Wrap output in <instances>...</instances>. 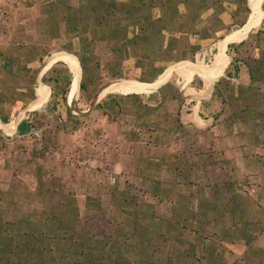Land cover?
Wrapping results in <instances>:
<instances>
[{
    "label": "rangeland",
    "instance_id": "obj_1",
    "mask_svg": "<svg viewBox=\"0 0 264 264\" xmlns=\"http://www.w3.org/2000/svg\"><path fill=\"white\" fill-rule=\"evenodd\" d=\"M246 1L0 0L5 120L34 97L43 59L73 57L84 85L65 107L70 72L61 64L43 79L53 93L27 134L0 136V264H260V167L241 177L230 171L236 155L224 154L225 143L204 148L226 128L264 141L263 25L222 54L215 96L202 108L207 122L195 133L180 124L185 109L177 102L206 83L216 45L246 23ZM263 1L248 6L256 2L263 14ZM224 3L234 8L226 29L237 31L213 44L184 34L185 24L218 31L201 9ZM180 4L197 5L196 21ZM176 67L189 70L187 86ZM241 70L252 73L248 88ZM162 75L158 87L168 83L150 93L111 88L151 85ZM192 143L202 152L181 154Z\"/></svg>",
    "mask_w": 264,
    "mask_h": 264
},
{
    "label": "crops",
    "instance_id": "obj_2",
    "mask_svg": "<svg viewBox=\"0 0 264 264\" xmlns=\"http://www.w3.org/2000/svg\"><path fill=\"white\" fill-rule=\"evenodd\" d=\"M246 2H247V11H248L247 18H248L250 9L248 6V0ZM254 4H256L257 7H254L253 6ZM196 7H197L196 4L193 6H189L188 4H182V5L180 4L178 11L179 12L186 11L187 13H190V14L192 13L191 14L192 19L193 21L194 20L196 21L197 15L194 18V14L198 12L196 10ZM201 7H204V6H201ZM223 7L224 8L221 7L220 9H217L216 6H214V7H207V8L204 7L201 9L203 13L202 15H204L203 18H205V15H207L208 17H211L210 16L211 14L213 15L214 17L213 19L216 22L215 26L219 27L218 31L214 30L213 32H211V29H208V30L205 29L203 33L201 32L197 33L191 30L189 26L190 24H185V26H187L188 29H185L184 34H186L187 36L188 35L197 36L198 34L199 37L200 35H204L205 37L201 38L202 40H199V42L208 41V43L206 44H209V43L213 44L216 41L219 42L222 38H224L228 34L237 31L238 29H230V30L226 29L228 27L233 26V19L231 16V11L234 8L232 7L231 4H228V3L227 4L224 3ZM250 8L252 9L257 8V13H255L254 15V12H253L252 16H250V20L247 23H245L247 21V18H246V20L244 21L245 25L243 26L244 23L241 25L243 26L241 30L228 35L223 40H221L219 44L216 45L217 54L215 53L216 58L214 60V66L211 72H209V78L207 79L206 83L201 80V84H200V87H198V89L191 88L193 92V97H188L187 99H182V100L176 99L177 102H179L180 104L181 111L182 109H185L184 113H182V115L180 116V124L186 127L188 130L192 131L193 133H195V130H198V126L202 125L203 123L205 124V122H207V118L202 117V114H201L202 108L205 106H208L209 102L213 101V97L215 96V91H216V85L218 84V81L221 78L220 75L223 70V55L225 51L227 55V51H229L230 47L243 43L247 37H250L251 33L256 29V27H259L260 25H263L264 27V1H263V6H262L263 14L260 11L259 6L256 2H253ZM218 11H219V14L216 15ZM199 18H202V17L200 16ZM209 22H211L210 19H209ZM209 27H210V23H209ZM216 48H215V52H216ZM221 55H222L221 57L222 65L220 68L219 64L218 63L215 64V62L218 56H221ZM71 58L73 57H70L65 53H58L56 57H48L47 59H43L39 63L35 71L36 75H35V80H34V91H35L34 97L28 103L24 104L20 109L16 110L12 114L11 118L5 120L4 115L2 113L0 114V127H1L0 136L1 137H4V136L12 137L14 135H18L19 133L27 134V132L30 129L29 123L30 122L33 123L32 121L34 120V117L36 116V114L40 113L41 109L46 107L49 101V98L52 96V93H53L52 85L44 81L43 80L44 77L49 79L51 77L50 74H52L54 69H56L57 67H60L61 64H66V63L68 64V65L66 64V68L70 72V75L66 73V82H67L66 89H67L68 98L66 97L65 102L64 103L62 102V103L65 107L70 108L71 103L69 100L74 99L76 95L78 94L79 89H80V76H81V71H80V66H79L78 61L76 60L79 71H78V74H76L77 66L73 60H70ZM1 71L2 69H0V77L2 75ZM163 72L164 71H162L157 76V78ZM176 72L179 75V77L184 81L183 83L184 86H187L191 79V74L189 70L186 67H176ZM193 72L195 75H197V73L194 70ZM245 74H247L246 75L247 83L245 85H247L246 88H248L249 83L253 79V76H252L251 71L249 73L247 70V73H245L243 72V70H241V76L244 77ZM163 77L164 75H162L156 82H154L157 79L156 78L155 80L152 81L154 83L151 85L132 83V84H122V85L114 86L111 88H117L116 90L121 92L122 95L150 93L152 90L156 88L160 90L164 85L168 83L169 80L158 87ZM212 82L214 83L212 85L211 90H214V92L208 94L205 92V86L206 84H211ZM142 83H149V82H142ZM242 87H243V84H242ZM111 92H114V91L109 89L108 93H111ZM140 92H143V93H140ZM262 124L264 126V121L261 122V125ZM257 128L258 129L260 128V122L257 123ZM181 129H185V128H181ZM6 133H11V134L8 135ZM158 133H161L159 134V136H162L164 134L162 133V130H160V132ZM209 138H211L210 140L211 144L206 146V148H204V152L211 153V152L217 151L218 149H221V146H219L217 142L222 141L223 143H225L224 154L228 155V153H230V154L236 155V157L232 156V158H230L234 160V163H232L234 168L233 169L230 168V171L237 170L236 173L240 174L241 177L246 178L248 177L247 175L250 173V170H252V167H257V169L260 167V170H258V173L260 172L262 176L264 177V141H262L259 133L258 135L253 137L254 139L252 140L250 135H245L243 132L234 131L233 128H230V131H229L226 128L223 134H221V136H215V137L209 136ZM202 150L203 149L195 146L192 143V146L188 147L186 151H182L181 154L195 155V154H199L200 152H202ZM247 150L251 151L250 155L247 154L248 153ZM259 155H263V157L261 156L259 157ZM254 158L260 159V163H258L256 160L252 162ZM220 170H222V168H220ZM224 172L228 174V171H226L225 169H224ZM257 178H259V176H257ZM189 186L194 187L195 185L191 184ZM182 187H185V186H182ZM228 201L233 202L232 198L228 199ZM256 202L258 203V208L260 207V210H259L260 216L264 217V195L260 196V198L257 197ZM263 237H264V231L260 230V242L263 243V245L260 246V264H264V260L262 259L263 257H261V256H264V240L262 241ZM239 243L244 244L243 241H240ZM244 246H247V245H244Z\"/></svg>",
    "mask_w": 264,
    "mask_h": 264
},
{
    "label": "water",
    "instance_id": "obj_3",
    "mask_svg": "<svg viewBox=\"0 0 264 264\" xmlns=\"http://www.w3.org/2000/svg\"><path fill=\"white\" fill-rule=\"evenodd\" d=\"M249 9H250V13H249L246 23L250 20V16H252L253 12H254V15L255 13H257V8L256 9L249 8Z\"/></svg>",
    "mask_w": 264,
    "mask_h": 264
},
{
    "label": "trees",
    "instance_id": "obj_4",
    "mask_svg": "<svg viewBox=\"0 0 264 264\" xmlns=\"http://www.w3.org/2000/svg\"><path fill=\"white\" fill-rule=\"evenodd\" d=\"M80 89L83 90L84 89V85L82 83H80ZM66 93L67 92H63V98H62V102L64 103L66 100Z\"/></svg>",
    "mask_w": 264,
    "mask_h": 264
}]
</instances>
